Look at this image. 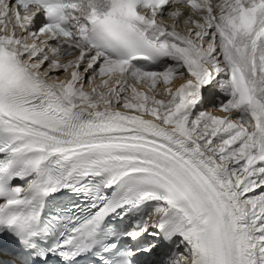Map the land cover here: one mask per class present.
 Instances as JSON below:
<instances>
[{
	"label": "snow or ice",
	"instance_id": "6c2138e0",
	"mask_svg": "<svg viewBox=\"0 0 264 264\" xmlns=\"http://www.w3.org/2000/svg\"><path fill=\"white\" fill-rule=\"evenodd\" d=\"M0 264H264V0H0Z\"/></svg>",
	"mask_w": 264,
	"mask_h": 264
}]
</instances>
